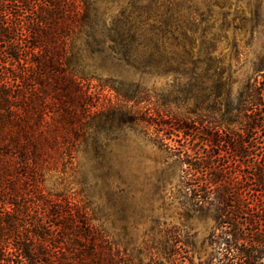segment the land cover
I'll list each match as a JSON object with an SVG mask.
<instances>
[{
	"label": "trees",
	"instance_id": "obj_1",
	"mask_svg": "<svg viewBox=\"0 0 264 264\" xmlns=\"http://www.w3.org/2000/svg\"><path fill=\"white\" fill-rule=\"evenodd\" d=\"M221 15L201 0H0V264H264V58L235 107L239 28ZM93 82L118 102L90 104ZM126 130L175 157L184 191L213 211L201 247L175 227L124 246L84 182L48 185L50 165L84 146L98 161Z\"/></svg>",
	"mask_w": 264,
	"mask_h": 264
},
{
	"label": "rangeland",
	"instance_id": "obj_2",
	"mask_svg": "<svg viewBox=\"0 0 264 264\" xmlns=\"http://www.w3.org/2000/svg\"><path fill=\"white\" fill-rule=\"evenodd\" d=\"M203 7L213 11L218 23L224 20L221 13L229 14L232 27L230 38L239 43V51L230 48L234 69L237 71L233 86L235 107L246 91V86L255 78V67L264 58V0H201ZM244 25L243 28L241 26ZM264 89V77L260 78ZM172 84L170 80L148 82V88L159 92ZM93 87V88H92ZM93 89V90H90ZM93 97L90 104L107 108L118 102L115 93L108 88H100L97 82L90 85ZM170 89V88H169ZM75 105H80L78 101ZM77 109V107H76ZM81 111V108L78 109ZM95 110V109H94ZM120 140L111 143L100 159L84 153V147L74 155L70 163L58 162L50 165L48 185L63 189L72 187L80 190L84 182V194L93 202L100 215L109 220V230L124 246L140 245L144 233L152 230L175 227L182 235L195 236L201 247L216 223L213 211H202L193 202L194 194H188L181 183V167L174 165L175 157L155 147L144 133L124 131ZM255 135L251 133L246 136ZM255 154H262L264 131L259 132ZM204 138L192 134L189 144L195 150L202 147ZM217 152V149L215 150ZM213 151V153H214ZM197 152V151H196ZM231 157V156H230ZM233 169L241 168L237 158L231 157ZM246 193L252 182L246 179ZM157 222V223H156ZM128 233V237L124 236ZM208 250L207 253H209Z\"/></svg>",
	"mask_w": 264,
	"mask_h": 264
}]
</instances>
